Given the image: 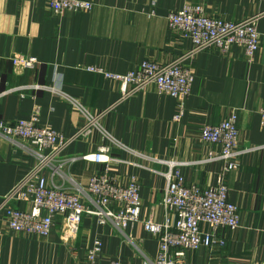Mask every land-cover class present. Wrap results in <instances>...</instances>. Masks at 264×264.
<instances>
[{"label": "crops", "instance_id": "crops-1", "mask_svg": "<svg viewBox=\"0 0 264 264\" xmlns=\"http://www.w3.org/2000/svg\"><path fill=\"white\" fill-rule=\"evenodd\" d=\"M90 12L54 15L44 0H0V121L28 120L36 105L41 122L66 137L82 124L81 115L61 97L76 99L97 114L111 106L103 125L125 148L114 149L120 161L110 174L119 184L131 177L141 182L140 222L125 231L85 216L71 235L61 216L54 219L48 237L11 231L0 213V264H87V251L102 243L101 262L154 264L157 239L144 222L174 226L177 216L162 205L167 176L182 171L186 184L213 187L223 176L229 201L241 214V228L225 231V246L189 252L188 264H264V148L244 154L239 168L224 172V163L207 162L216 148L201 140L204 125H219L232 113L238 115L240 149L264 146L261 110L264 108V0H83ZM188 5H200L210 17L238 22L257 16L260 49L249 61L242 47L230 53L209 50L197 54L186 66L194 72L192 93L178 112L176 99L160 94L154 86L122 99L121 85L106 77L126 75L146 60L159 64L185 55L192 43L168 27L167 17ZM16 55L38 61L35 68L13 65ZM104 143L94 133L76 141L63 159H76L65 168V178L50 185L74 192L86 189L105 165L83 161ZM35 159L19 151L0 135V204L3 197L34 167ZM29 210L28 203L15 205Z\"/></svg>", "mask_w": 264, "mask_h": 264}, {"label": "built area", "instance_id": "built-area-1", "mask_svg": "<svg viewBox=\"0 0 264 264\" xmlns=\"http://www.w3.org/2000/svg\"><path fill=\"white\" fill-rule=\"evenodd\" d=\"M54 15L66 12H90L94 5L83 0H44ZM171 31L180 34L192 43V48L182 57L159 64L146 60L126 75L108 74L106 77L121 85L122 99L131 97L148 87L154 86L163 95L176 99L178 112L175 120L184 113L185 102L192 93L194 72L186 66L187 61L197 54L215 50L221 54L230 53L239 46L251 61L261 44L257 29V16L238 22H229L208 16L200 5H188L167 17ZM16 68H35L38 61L32 57L16 55L12 58ZM1 84V79H0ZM20 91L12 88L0 94ZM69 106L78 111L82 124L76 133L66 137L51 126L41 122V107L36 105L28 120L14 123L0 121V135L13 147L35 159L31 171L7 193L0 204L8 228L17 233L48 237L54 227V219L61 216L71 235H76L85 216L96 218L101 224L111 223L118 230L125 231L140 222L142 200L141 182L131 177L127 185L119 184L111 176L114 164L120 163L112 156L114 149L125 147L108 132L103 125L105 117L112 111L111 106L97 114L90 112L76 99L61 95ZM261 125L264 129V108L261 110ZM99 134L104 143L96 153L83 155L80 159L105 165L103 174L90 179L86 189L76 187L74 192L63 186L50 185L45 175L52 179L65 177V168L76 159H63V152L76 141H88ZM238 115L232 113L217 126L206 124L201 130V140L215 147L207 162L224 163V172L239 168L240 158L263 147L240 149L238 143ZM18 203H28L29 210H19ZM161 205L177 216L174 226L153 221L144 222V229L159 243V253L154 264H188L189 252L201 248L216 249L225 246V231L241 228L239 208L229 201V188L219 177L218 184L201 188L197 184H186V178L178 169L167 176V188ZM102 243L97 240L87 251V264L101 262ZM107 264H121L111 261ZM142 264H149L144 262Z\"/></svg>", "mask_w": 264, "mask_h": 264}]
</instances>
